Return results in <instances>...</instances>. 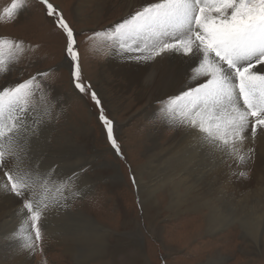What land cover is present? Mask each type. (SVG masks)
Wrapping results in <instances>:
<instances>
[{
	"label": "rangeland",
	"instance_id": "rangeland-1",
	"mask_svg": "<svg viewBox=\"0 0 264 264\" xmlns=\"http://www.w3.org/2000/svg\"><path fill=\"white\" fill-rule=\"evenodd\" d=\"M133 1L48 0L57 10L50 17L40 0H19L11 16L5 10L14 0H0V39L12 43L0 52L7 69L0 89L32 77L38 85L16 154L20 169L32 172V191L21 198L9 192L19 199L16 206L0 197V264H264V165L256 174L249 170L246 181L233 172L219 186L231 200L217 198L212 205L181 175L166 186L154 183L158 157L151 139L158 134L165 144L172 138L170 130L161 137L158 120L170 100L155 104L161 111L148 125L136 117L143 105L135 101V88L123 95L119 83L125 81L113 74L105 84L104 49L108 56L115 42L110 25ZM59 15L74 33L83 93L75 87ZM101 109L113 122L119 155L99 119ZM218 162L217 155L209 159V165ZM33 193L48 205L42 206L39 240L23 208Z\"/></svg>",
	"mask_w": 264,
	"mask_h": 264
},
{
	"label": "snow or ice",
	"instance_id": "snow-or-ice-1",
	"mask_svg": "<svg viewBox=\"0 0 264 264\" xmlns=\"http://www.w3.org/2000/svg\"><path fill=\"white\" fill-rule=\"evenodd\" d=\"M18 2L14 0L11 9L5 10L7 15L13 14ZM40 2L46 6L48 16L57 14L48 0ZM56 23L67 36L66 51L73 62V80L75 87L83 93L85 87L80 82L73 30L62 15L58 16ZM116 31L125 43L131 41L137 51H146V59L165 53L199 54L194 78L206 79L177 97L175 107L170 111L180 117L182 126L198 130L212 143L221 142L243 160L237 145L243 144L247 138L245 133L250 130L254 139L257 130L264 129V0H155L119 24ZM5 45L12 47L10 41L0 39V52ZM140 45H143L142 49ZM15 47L21 48V45L16 44ZM5 64V60L0 58V74L7 70ZM35 80L32 77L0 89V170L10 184L8 192L18 198L31 192L32 184L27 174L8 169V157L16 156L20 138L28 131L27 116L38 87ZM92 99L99 106L95 92ZM99 119L119 155L113 122L103 114V109ZM38 127L37 123L33 135ZM47 184L45 178V188ZM42 206L48 205L35 199L34 193L23 203L32 221L36 240L41 238Z\"/></svg>",
	"mask_w": 264,
	"mask_h": 264
},
{
	"label": "bare ground",
	"instance_id": "bare-ground-1",
	"mask_svg": "<svg viewBox=\"0 0 264 264\" xmlns=\"http://www.w3.org/2000/svg\"><path fill=\"white\" fill-rule=\"evenodd\" d=\"M154 2L155 0H134L127 8H122L121 16L117 19L115 18V22L110 25L112 29L111 34L115 42L114 46L109 50L108 56L104 49L106 56L104 64L105 84L108 85L107 75L113 74L125 81L124 83H119L123 95L131 91L132 88H135L137 90L135 101L138 107L140 104L143 105L142 109L135 113L136 117L141 115L139 117L141 121L148 125L156 123L158 111H161V105L155 104L163 99L170 100L169 103L167 102L166 107H164L167 109V112L161 111L162 118L158 120H162L161 137L165 130H170L173 132L172 138L165 144L159 142L160 138L157 137L158 134L153 135L151 139L155 144V147L151 150L152 156L159 158L156 159L157 165L155 166V170L159 174L156 180H154L156 185L166 186L167 182L181 175L180 179L190 184L196 192H198L197 188H201L200 190L204 192L205 196L210 198L212 202L210 205L216 204L217 198H219V202L227 199L231 200L226 197L225 193L220 192L219 186L224 182L230 181L234 173L238 175L240 180L246 181L245 176L249 170H252L256 174L264 165V129H258L254 139L250 135V130L245 133L247 138L242 145H237L239 154L244 157L243 160H240L235 152H230L221 142L212 143L198 130L182 126L179 123L180 117L173 115L170 111L175 107L174 101L182 93L188 91L190 88L197 87L199 83L206 79L205 77H200L198 80L194 78L195 68L199 66V54L183 56L178 53H165L151 59H146L145 57L148 56L146 51H137L136 45L132 44L131 41L125 43L116 31V27L119 24L135 15V13H132L131 7L142 9L141 7ZM123 6L120 3L117 9ZM109 7H104V14L106 16L107 11L110 9ZM111 12H115V8ZM121 45L124 46L122 47ZM140 48L142 49L143 45H140ZM145 90L148 91L147 94L143 93ZM249 149L252 151L249 152ZM210 150L215 152L211 156ZM215 155H217L219 161L218 165L216 163L215 165H209V159ZM17 157V155L15 157H8V169L11 171L22 170L25 174L32 173L24 167L20 169ZM208 167L209 170L205 171ZM260 174V177L264 178L262 173ZM160 178H162V181H158ZM0 180V197L2 199L4 197L5 201L10 202L12 206H16L19 199L8 192V185L2 170H0ZM202 185H206L207 187ZM196 196L202 195L196 194ZM11 224L14 225L15 223L12 222ZM29 241L30 238L23 242L27 248L30 246ZM27 255L28 251L24 254V257Z\"/></svg>",
	"mask_w": 264,
	"mask_h": 264
}]
</instances>
